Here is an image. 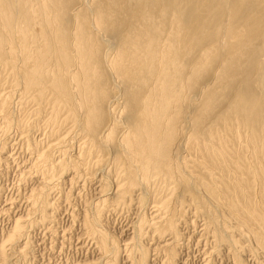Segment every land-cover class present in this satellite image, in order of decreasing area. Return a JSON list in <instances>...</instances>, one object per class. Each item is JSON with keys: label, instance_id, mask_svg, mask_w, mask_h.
<instances>
[{"label": "bare ground", "instance_id": "bare-ground-1", "mask_svg": "<svg viewBox=\"0 0 264 264\" xmlns=\"http://www.w3.org/2000/svg\"><path fill=\"white\" fill-rule=\"evenodd\" d=\"M15 135L37 181L0 264L29 262V227L79 179L99 196L69 226L98 256L66 264H180L198 222L215 254L264 264V0H0V167ZM133 206L123 240L107 215Z\"/></svg>", "mask_w": 264, "mask_h": 264}, {"label": "rangeland", "instance_id": "rangeland-1", "mask_svg": "<svg viewBox=\"0 0 264 264\" xmlns=\"http://www.w3.org/2000/svg\"><path fill=\"white\" fill-rule=\"evenodd\" d=\"M38 135V136H37ZM16 137V138H14ZM20 139H18V138ZM35 137H37L38 140H42L46 143V138L44 139L43 136L37 132L35 133ZM12 143L13 146L10 148L9 151V155L11 158L8 159V162H4L1 164L0 167V184L3 188V191L0 195V242H2L5 233L8 232V229H10L12 222H13V218L12 217H18L19 215H21L22 213H25L26 210V204H27V197L28 194L30 192V189L33 185H35L36 183V178L33 179V177H31L30 172L28 170V168H30V157L31 154L29 152V150L27 149V147L22 144V138L20 136H13L12 138ZM17 139V140H16ZM20 140V142H19ZM41 140V141H42ZM17 141L19 143H17ZM16 144H15V143ZM25 146V147H24ZM18 147V148H16ZM24 148V149H23ZM15 149V150H14ZM27 149V150H26ZM19 151V152H18ZM12 153V154H11ZM26 153V154H25ZM28 153V154H27ZM29 155V156H28ZM17 156V157H16ZM19 157V158H18ZM26 157V158H25ZM16 158V159H15ZM32 158V157H31ZM28 160V161H27ZM16 161V162H15ZM26 161V163H25ZM14 164H13V163ZM29 162V163H28ZM28 163V164H27ZM7 164V165H6ZM11 166H10V165ZM9 165V166H8ZM14 165V166H13ZM7 167V169H6ZM5 168V169H4ZM18 169V170H17ZM9 170V171H8ZM28 170V171H25ZM24 171V172H23ZM24 174H23V173ZM27 172V173H26ZM3 173V174H2ZM7 174V176H6ZM22 174L24 176H22ZM30 177H27V176ZM2 176L5 178H2ZM22 176V178H21ZM3 179V180H2ZM83 179H79L74 183V186L67 181H64V188H65V192H68V190L71 188L72 190H70V197L67 199L65 198V196H63L64 198L61 201V209L59 211V215H58V221H56V223H54V225L48 229V228H41L40 226H32L29 227L30 230V239L32 241V256H30L29 258V262H27L26 260H24L23 257H21V255L19 254H15L11 251V258L13 260L10 259L11 264H66L72 261H79L81 260H87V259H94L97 255V251L95 248V244L93 243L92 239L87 238V236L84 234V232L82 231L81 228H79V224L75 225L72 229H71V221L73 220V213H77L78 211L82 210L83 207L85 206V201L86 199L90 202L94 199H96V196H99V190H98V181L94 182H83ZM2 182L4 184V186L2 185ZM67 182V183H66ZM79 182V183H78ZM85 184L82 185V184ZM88 183H92L91 185ZM97 183V184H96ZM69 184V185H68ZM95 184V185H94ZM72 185V186H71ZM78 185V186H77ZM98 186V187H97ZM5 187V188H4ZM83 187V188H81ZM85 187V188H84ZM89 188V189H87ZM10 189V190H9ZM14 189V190H13ZM84 189V190H83ZM96 189V190H95ZM74 190V191H73ZM86 190V191H85ZM88 190V191H87ZM20 191V192H19ZM80 191V192H79ZM78 192V193H77ZM83 192V193H82ZM86 194H85V193ZM81 193V195H80ZM90 193V194H89ZM96 193V194H94ZM78 196V197H77ZM81 196V197H80ZM95 196V198H94ZM16 200V201H13ZM75 197V198H74ZM77 197V198H76ZM83 197V198H82ZM71 198V200H70ZM80 198V201L79 199ZM94 198V199H93ZM26 199V200H25ZM65 199V200H64ZM67 199V200H66ZM82 199V200H81ZM85 199V200H84ZM91 199V200H90ZM13 201V203L15 205H12L11 203H9L10 201ZM25 200V201H23ZM69 200V201H68ZM11 201V202H12ZM21 201L22 204H21ZM75 201V202H73ZM25 202V203H24ZM67 202V203H66ZM8 203V204H7ZM72 203V204H71ZM21 206H20V205ZM72 205L70 207V205ZM80 204V205H79ZM6 205V206H5ZM10 205V206H9ZM17 205V206H16ZM76 205V206H75ZM79 205V206H78ZM84 205V206H83ZM9 207V208H8ZM11 207V208H10ZM80 207V208H79ZM7 208V209H6ZM19 208V209H18ZM70 208V209H69ZM151 209V207H149ZM146 209V211L149 213H151L152 211L150 209ZM6 209V210H5ZM17 209V210H16ZM23 209V210H22ZM25 209V210H24ZM74 209V210H73ZM80 209V210H79ZM21 210V211H19ZM72 210V212H71ZM122 210H124L122 212ZM128 210V211H127ZM132 210V211H131ZM24 211V212H23ZM123 213H121V212ZM130 211V212H129ZM136 211V212H135ZM71 212V213H70ZM134 212V213H133ZM2 213V214H1ZM10 213V214H9ZM19 213V214H18ZM114 213V214H113ZM118 213V214H115ZM119 213L121 215H119ZM133 213V214H132ZM139 213L138 211V207L136 208L135 206H133L130 210L129 209H124V208H119L116 211L110 212V214L108 213L107 216H109L108 220H109V225H110V229L112 231V233L119 235V237H121L123 240H125V238L127 239V237L129 238L132 235V227L135 223V221L137 220L138 216L137 214ZM114 215V217H113ZM119 215V216H118ZM125 215V216H124ZM136 215V216H135ZM10 216V217H9ZM12 216V217H11ZM118 216V218L116 217ZM131 216V217H130ZM12 218V219H11ZM72 218V220H71ZM112 218V220L110 219ZM118 219V221H117ZM128 219V220H127ZM132 219V220H131ZM135 219V220H133ZM111 220V222H110ZM2 221V222H1ZM10 222V223H9ZM62 222V223H61ZM115 222V223H114ZM133 224H132V223ZM121 223V224H120ZM131 223V224H130ZM198 222L197 226L193 228V226L190 227H185L183 226V230L182 232H187V233H183V239H181V243L183 245H181V243H179V253L181 254L179 256V263L180 264H205V263H209V262H216L215 264H232L233 261L230 258V256L227 254L228 252L226 251H222L220 254H215L213 252V248H212V240H210L209 238V242L207 244H204L207 242V237H204V234L201 235V232L203 231L202 227V223ZM116 224V225H115ZM70 225V226H69ZM132 225V226H131ZM199 225V226H198ZM201 225V226H200ZM7 226V227H6ZM64 226V227H63ZM129 226V229H128ZM40 227V228H39ZM78 227V228H77ZM7 228V229H6ZM31 228V229H30ZM185 228V229H184ZM197 228V231H196ZM56 229V230H55ZM60 229V231H59ZM70 229V230H69ZM79 229V230H78ZM189 231H188V230ZM201 229V231H199ZM2 230V231H1ZM41 230V231H40ZM50 230V231H48ZM53 230V231H51ZM68 230V231H67ZM126 230V231H124ZM132 230V231H131ZM186 230V231H185ZM60 233H59V232ZM81 231V232H80ZM123 231V232H122ZM47 232V233H46ZM69 232V233H68ZM189 232V233H188ZM193 232V233H192ZM195 232V233H194ZM198 234H197V233ZM4 233V235H3ZM58 235H57V234ZM61 233H65V234H61ZM191 233V234H190ZM203 233V232H202ZM35 234V235H34ZM55 234L57 236H55ZM83 234V235H82ZM124 234V236L122 235ZM127 234V235H126ZM193 234V235H192ZM200 234V235H199ZM62 235V236H61ZM82 235V236H81ZM121 235V236H120ZM185 235V236H184ZM190 235L193 236L190 238ZM198 235V237H197ZM3 236V237H2ZM196 236V237H195ZM80 237V238H79ZM86 237V238H85ZM204 239H203V238ZM2 238V239H1ZM34 238V239H33ZM45 238V239H44ZM66 238V239H63ZM74 238V239H73ZM79 238V239H78ZM82 238V239H81ZM85 238V239H84ZM188 238V239H187ZM186 239V240H184ZM190 239V241H189ZM199 239H203V240H199ZM64 240V241H63ZM184 240V241H183ZM188 240V241H187ZM44 241V242H43ZM57 241V243H56ZM61 241V242H60ZM160 240H153L150 242H158ZM188 242V243H185ZM200 241V243H199ZM51 242V244H50ZM71 242V243H70ZM184 242V243H183ZM204 242V243H203ZM35 243V245H34ZM39 243V244H38ZM94 244V245H93ZM186 244V245H185ZM196 244V245H195ZM204 244V245H203ZM67 245V246H66ZM80 245V246H79ZM211 245V246H209ZM45 246V247H44ZM61 246V247H60ZM71 246V248H70ZM81 246H83L81 248ZM182 246V248H181ZM198 246V247H197ZM39 247V248H38ZM38 248V249H37ZM57 248V250H56ZM78 248V249H77ZM211 248V249H210ZM41 249V250H40ZM51 249V250H50ZM196 249V250H195ZM35 250V251H34ZM50 250V251H49ZM94 250V251H93ZM184 250V252H183ZM16 251V250H15ZM61 251V252H59ZM76 251V252H74ZM84 251V252H83ZM93 251V252H92ZM181 251V252H180ZM212 251V253L210 252ZM82 252V253H81ZM96 252V254H95ZM226 252V253H225ZM211 253V254H209ZM214 253V255H213ZM224 254V255H222ZM226 254V255H225ZM250 254V253H249ZM247 253V255L245 254V260L248 261L247 264H260L259 261L255 258H253V255H249ZM15 255L17 258H15ZM39 255V256H38ZM86 255V256H85ZM124 255V253H123ZM205 255V256H204ZM210 255V256H209ZM67 256V257H66ZM220 256V257H218ZM223 256V257H222ZM227 256V257H226ZM253 256V257H251ZM20 257V258H18ZM32 257V258H31ZM37 257V258H36ZM187 257V258H186ZM206 257V258H205ZM213 257V258H212ZM217 257V258H216ZM60 258V259H59ZM226 258V259H223ZM258 258V257H257ZM21 259V260H20ZM48 259V260H47ZM180 259H183L182 261ZM206 259V261H205ZM210 259V260H209ZM212 259V260H211ZM214 259V261H213ZM228 259V260H227ZM255 259V260H253ZM15 260V262H14ZM61 260V261H60ZM68 260V261H67ZM72 260V261H71ZM80 260V261H81ZM208 260V262H207ZM217 260V261H216ZM219 260V261H218ZM231 260V261H230ZM23 261V262H22ZM31 261V262H30ZM125 261V260H124ZM205 261V262H204ZM229 261V262H228ZM246 261V262H247ZM250 261V262H249ZM17 262V263H16ZM8 264V263H7ZM10 264V262H9ZM156 264H160L159 260L156 261ZM234 264V263H233Z\"/></svg>", "mask_w": 264, "mask_h": 264}]
</instances>
